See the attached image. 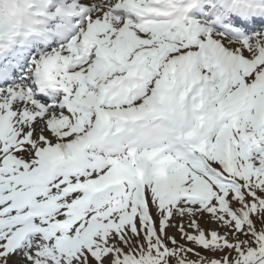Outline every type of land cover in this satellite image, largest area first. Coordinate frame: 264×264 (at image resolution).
Wrapping results in <instances>:
<instances>
[{"label": "snow or ice", "instance_id": "obj_1", "mask_svg": "<svg viewBox=\"0 0 264 264\" xmlns=\"http://www.w3.org/2000/svg\"><path fill=\"white\" fill-rule=\"evenodd\" d=\"M200 2L0 0V264H264V0Z\"/></svg>", "mask_w": 264, "mask_h": 264}, {"label": "bare ground", "instance_id": "obj_2", "mask_svg": "<svg viewBox=\"0 0 264 264\" xmlns=\"http://www.w3.org/2000/svg\"><path fill=\"white\" fill-rule=\"evenodd\" d=\"M202 1H203L204 4L209 5L208 9L206 11L203 10L200 15L193 16V18H196V19L201 20L203 22V21H207V16H206L207 11L209 13L213 12V9H212L213 1L212 0H202ZM224 2H225V0H222L220 4H216V10L218 8H220L224 4Z\"/></svg>", "mask_w": 264, "mask_h": 264}, {"label": "rangeland", "instance_id": "obj_3", "mask_svg": "<svg viewBox=\"0 0 264 264\" xmlns=\"http://www.w3.org/2000/svg\"><path fill=\"white\" fill-rule=\"evenodd\" d=\"M155 155H156L155 153H151L150 158ZM158 163L161 165V168H160L161 174H164V166H166V164L168 163V160L164 158V159L159 160Z\"/></svg>", "mask_w": 264, "mask_h": 264}]
</instances>
